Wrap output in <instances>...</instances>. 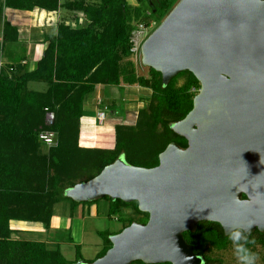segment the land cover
Returning <instances> with one entry per match:
<instances>
[{
	"label": "trees",
	"instance_id": "trees-1",
	"mask_svg": "<svg viewBox=\"0 0 264 264\" xmlns=\"http://www.w3.org/2000/svg\"><path fill=\"white\" fill-rule=\"evenodd\" d=\"M136 1L141 5H130L127 0H0L1 15L5 8L57 11L65 7L81 11L86 21L81 27L58 21L55 32L43 35L42 55L29 68L18 27L3 17L0 30V264H76L84 260L78 245H75V258L69 260L59 247L17 237V230L11 228L10 222H38L48 227L57 202L65 200L72 206L97 202L98 199L71 200L65 190L89 180L116 158L149 168L158 164L159 153L169 143L187 146L186 139L171 126L192 109L199 81L185 70L163 85L159 72L148 67V74H138L135 63L127 59L132 52V31L151 20L161 23L177 0ZM181 76L184 82L177 86ZM30 81L42 82L45 88L31 89ZM98 84H137L150 90L149 100L138 110L134 124L114 126L112 147L84 145L81 140L85 136L80 139L83 105ZM47 112L54 114L51 125L45 123ZM41 129L55 131V146L46 147L38 139ZM103 199L108 203L107 216L116 218L122 226L118 230L97 231L102 248L94 259L111 247V235L134 221L145 223L148 219V213L139 211L136 201L126 203L108 196ZM183 236L193 251L203 257L202 264H221L208 251L223 250L231 244L221 225L213 221H200L193 231H185ZM249 238L255 241L250 246L252 250L256 245L264 247V232L256 229Z\"/></svg>",
	"mask_w": 264,
	"mask_h": 264
},
{
	"label": "water",
	"instance_id": "water-1",
	"mask_svg": "<svg viewBox=\"0 0 264 264\" xmlns=\"http://www.w3.org/2000/svg\"><path fill=\"white\" fill-rule=\"evenodd\" d=\"M141 62L163 85L185 70L199 81L192 109L171 126L187 146L169 143L149 168L118 157L65 190L148 213L111 235L102 256L76 264H202L183 236L200 221L225 235L228 224L264 232V0H179L144 40Z\"/></svg>",
	"mask_w": 264,
	"mask_h": 264
},
{
	"label": "rangeland",
	"instance_id": "rangeland-1",
	"mask_svg": "<svg viewBox=\"0 0 264 264\" xmlns=\"http://www.w3.org/2000/svg\"><path fill=\"white\" fill-rule=\"evenodd\" d=\"M69 0H62V2H66ZM179 0L176 1V3ZM127 2L130 5H141L139 2L136 0H127ZM1 3V2H0ZM175 3V4H176ZM37 11V10H36ZM38 12V11H37ZM8 13V14H7ZM8 15V16H7ZM37 16V17H35ZM3 17H9L10 20H18L20 23H18L19 29L22 34V39L25 42L26 45H30V47L34 46L36 48V54L35 56H32L29 60L30 62L28 63V66L30 68H33L35 65L34 58L37 56V52L40 50L43 45H40L41 39H42V34L44 32L46 33H53L55 32V27L58 21L64 20L66 23H69L70 25L74 27H81L86 24V21L83 17V14L81 11L78 10H71L67 9L65 7H61L57 11L51 12L50 14H41V13H30V14H18L17 17L13 18L12 15L4 9L3 15L0 14V30L2 26V20ZM160 24V21H152L148 25H144L143 27L137 26L133 31L132 34L136 31H138V39L134 38V40L137 42H134V44H139V45H134L132 42V52L127 59H131L135 63V67L137 70L138 74H143L146 75L148 74V67L144 66L141 62V46L144 42V40L154 31V29L157 28V26ZM138 40V41H137ZM139 42V43H138ZM40 53V52H39ZM5 59L3 56L1 57V62L4 63ZM184 82V76H181L177 79V86H180ZM29 88L35 89V90H43L45 88L44 83L42 82H34L30 81L29 82ZM135 87L133 90L127 91L126 88H119L116 86H107V96L117 99L119 103H121V107L125 108L127 101H126V95H134V90L139 87V85L135 84ZM133 91V92H132ZM136 91V90H135ZM198 92V90H197ZM196 92V93H197ZM127 93V94H126ZM92 95V94H91ZM90 96V95H89ZM149 100V97L147 99H142L140 103L135 104V108L141 109L142 107L145 106L147 101ZM138 112V111H137ZM131 116L134 118L135 114L137 113L130 112ZM130 116V117H131ZM123 122H120L122 124H127V125H133V121H129L130 118L128 119V116L124 117ZM109 132H113V130H110ZM107 133V132H106ZM45 146V145H44ZM106 201L103 198H100L97 200V204L100 210L99 216L98 217H92L91 219H88L87 221V234L83 237L82 240V250H81V255L86 259H91L93 258V253L95 252L96 249L101 247V238L97 236L96 231H101V230H118L122 224L121 222L114 220V218H109L107 216V210H105L107 204L104 202ZM64 203L59 201L55 204L54 207V217H53V227L49 230V233L54 236L58 234L59 237L61 238H66L67 231L64 232V224L68 223V218L64 216L66 207L64 206ZM126 211L129 212V210L126 209ZM61 224V225H60ZM66 227V226H65ZM253 251H255L259 257L257 260V264H264V247L260 245H256L253 248ZM64 256L69 259L73 260L75 258V251L71 249L64 248L63 251ZM208 254L217 260L221 261V264H239L233 250L232 244H230L226 249L223 250H216V249H211L208 251Z\"/></svg>",
	"mask_w": 264,
	"mask_h": 264
},
{
	"label": "crops",
	"instance_id": "crops-1",
	"mask_svg": "<svg viewBox=\"0 0 264 264\" xmlns=\"http://www.w3.org/2000/svg\"><path fill=\"white\" fill-rule=\"evenodd\" d=\"M62 2V0H61ZM13 18L17 17L18 14H30V13H41V14H50L51 12L54 11H46L43 9H38L34 8L32 11H19V10H14L10 8H5ZM38 12H37V11ZM8 14V13H7ZM8 16V15H7ZM37 17V16H35ZM8 20L9 17H6ZM10 22L18 27L19 34H20V40L23 45L26 47V54H27V63L30 62V58L32 56H35L36 54V48L34 46L30 47V45H26L25 42L22 39V34L19 29L20 23L18 20H10ZM19 23V26H18ZM46 32L42 34L43 35ZM40 45L43 47L40 48V50L37 52V56L34 58V61L36 62L40 56L42 55L43 49L45 47V44L40 42ZM40 52V53H39ZM29 67V66H28ZM30 68V67H29ZM107 86H116L119 88H126L127 91L133 90L135 87L134 85H103V84H98L96 85L94 92L92 95L88 96L84 102L83 105V123L81 127V137L85 136V140H81L83 142L82 144L84 145H93L97 147H112L113 146V140L114 137L112 136L113 132H109L110 130L114 129V126L116 124H122L120 122L125 121L124 117L126 115L128 116V119L130 118L129 121H135L136 119V114L134 118L131 116L130 112L137 113L139 108H135V104L140 103L142 99H147L150 95V90L147 88L139 86L134 90V95H126V107L122 108L121 103L118 102L117 99H113L109 96H107ZM133 92V91H132ZM127 94V93H126ZM100 96L104 103H106L109 107L110 112L107 114L106 118L103 119L102 121H99L97 119V111L98 108L96 106V97ZM141 104V103H140ZM131 116V117H130ZM84 131V135L82 133ZM107 132V133H106ZM64 203V206L66 207L65 214L68 218V223L64 224V232L67 231L66 238H61L56 234V236L53 237L52 234L49 233V230L51 227H53V217L55 215L54 213V208H53V214L52 217L50 218V223L48 227L43 226L41 223L38 222H28V221H16L12 220L10 222L11 228L17 230L16 231V236L19 238L23 239H30V240H38L44 242L47 246L49 247H59L61 252L63 253L64 248H69L75 251V245H78L80 248V253L82 250V240L83 237L87 234L89 230H87V221L88 219H91L92 217H98L100 210L98 207L97 203L94 204H78L76 206H72L68 201L62 200ZM107 206L105 210H108V203L107 201H104ZM55 207V205H54ZM107 214V213H106ZM116 220V218H114ZM61 225V224H60ZM66 226V227H65ZM113 231V230H110ZM97 234V231H96ZM98 236V234H97ZM102 248V239H101V247L96 249L95 252L93 253V258L97 255V253L101 250ZM64 255V254H63ZM91 259H86V260H91Z\"/></svg>",
	"mask_w": 264,
	"mask_h": 264
},
{
	"label": "clouds",
	"instance_id": "clouds-1",
	"mask_svg": "<svg viewBox=\"0 0 264 264\" xmlns=\"http://www.w3.org/2000/svg\"><path fill=\"white\" fill-rule=\"evenodd\" d=\"M250 226L251 224L246 228L238 224L227 225V239L233 246L234 254L239 264H257V260L259 259L257 253L250 247L255 243L247 234Z\"/></svg>",
	"mask_w": 264,
	"mask_h": 264
},
{
	"label": "built area",
	"instance_id": "built-area-1",
	"mask_svg": "<svg viewBox=\"0 0 264 264\" xmlns=\"http://www.w3.org/2000/svg\"><path fill=\"white\" fill-rule=\"evenodd\" d=\"M139 26L143 27V24H140ZM138 31L134 32L131 37V41L136 42L134 38L138 39ZM138 41V40H137ZM137 43V42H136ZM139 43V42H138ZM134 45H139V44H134ZM133 48V47H132ZM131 48V50H132ZM96 105L98 108L97 111V119L99 121H102L103 119L106 118L107 114L109 113V108L106 104H104L103 99L100 96L96 97ZM54 114L53 112H47L45 115V123L47 125H51L53 122ZM38 139L46 146H55L57 144V136L55 131L48 130V129H41L38 132Z\"/></svg>",
	"mask_w": 264,
	"mask_h": 264
}]
</instances>
